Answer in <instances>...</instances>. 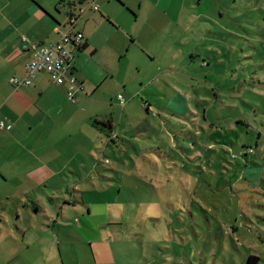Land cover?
Listing matches in <instances>:
<instances>
[{
	"label": "rangeland",
	"instance_id": "374dc122",
	"mask_svg": "<svg viewBox=\"0 0 264 264\" xmlns=\"http://www.w3.org/2000/svg\"><path fill=\"white\" fill-rule=\"evenodd\" d=\"M26 1L50 8L53 0ZM103 1L85 0L76 9L81 16L74 30L89 4ZM119 1L112 2L122 9L110 29L114 37L124 36L130 51L117 63L120 76L110 75L109 81L115 85L120 79L123 102L137 97L136 114L148 115L152 123L161 115L162 123H155L150 137L124 134L121 142L100 144L107 149L108 169L92 176L106 179L82 184L79 173L67 171L19 190L3 175L17 174L9 175L8 162L0 171V199H84L68 215L77 226L81 209L85 215L92 208L89 230L75 233L74 264H95L93 252L98 264H264V0L207 1L199 6L212 19L200 17L195 6L180 13L192 23L173 21L171 28L129 24L125 1ZM179 2L172 0V6ZM69 4L59 5L63 14L53 10L66 26ZM19 5L0 0L5 13ZM123 85L136 91L127 94ZM178 93L187 98L186 112ZM170 102L179 111L162 108ZM130 124L125 121L120 134ZM13 157L10 153L11 162ZM123 164L150 178L152 186L126 189L128 179L114 171ZM251 256L257 258L249 262Z\"/></svg>",
	"mask_w": 264,
	"mask_h": 264
},
{
	"label": "crops",
	"instance_id": "0c3cea01",
	"mask_svg": "<svg viewBox=\"0 0 264 264\" xmlns=\"http://www.w3.org/2000/svg\"><path fill=\"white\" fill-rule=\"evenodd\" d=\"M38 1L42 3V0ZM63 1L53 0L49 8L19 0L23 8L19 5L7 13L0 9V122L6 124L5 128L0 127V171L9 162V175L12 171L17 174L10 177L6 170L3 175L19 190L31 188V183L36 186L48 183L50 178L58 179L67 171L79 173L82 184L92 178L106 179L99 174L92 176L102 168L108 169L107 149L102 150L100 144L109 146L111 141L121 142L124 134L139 139L150 137L156 129L155 123H162L161 115L152 123L148 115L136 114L140 110L137 97H129L123 102L118 97L122 88L118 82L120 79L113 81L115 85L109 81L110 75L114 78L120 76L121 70L115 71L116 66L121 65L123 55L130 51V47L127 46L128 50L124 48V36L114 37V31L110 29L111 22L118 20L114 17L115 12L121 8L113 5V0H104L100 6L97 4V11L87 9L85 15L88 10H94V13L84 15L79 21L78 30L83 32L84 40L80 47L71 46L75 54L73 74L81 87L74 101L68 97L71 86L55 83L46 71L39 72L31 85L14 87L12 78L26 76V65L32 58L31 46L57 41L60 32L66 28L65 22L53 12L55 9L58 14H63L59 8ZM67 1L70 3L67 18L86 4L85 0ZM122 1L127 7L124 10L130 14L127 22L139 24L142 28L147 24L171 28L173 21L188 26L193 20L186 16L182 21L181 12L185 14V10L194 11L201 3L213 2L180 0L173 7L172 0ZM197 9L202 12L200 17L212 19L209 12L201 10L200 6ZM171 11H174L173 19H169ZM126 33H132L131 37L135 35L130 31ZM123 86L127 94L131 95L135 90L133 85ZM178 95L186 112L189 108L187 98L182 93ZM162 108L179 111L172 102ZM125 121H130V130L120 134V126ZM132 125L137 126L132 128ZM118 149L113 150L114 154ZM10 153H14L12 162L8 158ZM86 159L91 160L86 163ZM117 167L114 171L121 179H128L126 189L139 187V183L152 186L150 178L130 173L126 164ZM78 203L83 206L85 201L82 198L0 199V264H74L77 257L75 233L89 230L91 224L86 219L90 220L92 215V208L87 206V213L84 215L82 208L76 218L77 226L69 222V211ZM82 242L86 243V240ZM93 255L95 264H98L94 252Z\"/></svg>",
	"mask_w": 264,
	"mask_h": 264
},
{
	"label": "built area",
	"instance_id": "2783aa9c",
	"mask_svg": "<svg viewBox=\"0 0 264 264\" xmlns=\"http://www.w3.org/2000/svg\"><path fill=\"white\" fill-rule=\"evenodd\" d=\"M90 9L97 10L99 6L89 4ZM81 16V12L71 13L68 21L67 28L60 32L57 41L48 43L43 46H31L32 58L26 65V76L19 79L14 77L11 82L17 86L30 85L33 79L39 72L46 71L50 74L52 80L57 84L68 83L71 90L68 92V97L75 100L76 92L81 88L77 78L73 74L75 67V54L71 46L80 47L84 34L79 30H74V25ZM26 40V37H24ZM26 48L29 45H25ZM122 98V95H119ZM0 127H6L4 122H0Z\"/></svg>",
	"mask_w": 264,
	"mask_h": 264
},
{
	"label": "trees",
	"instance_id": "16d2710c",
	"mask_svg": "<svg viewBox=\"0 0 264 264\" xmlns=\"http://www.w3.org/2000/svg\"><path fill=\"white\" fill-rule=\"evenodd\" d=\"M80 31V30H79ZM82 32V31H81ZM18 78V77H17ZM19 79H21V78H19ZM13 84V83H12ZM14 85V87L15 88H18V87H21V86H29V85H19V86H17V85H15V84H13ZM31 85V84H30ZM172 114H173V112H171ZM257 257H255V256H251L250 258H249V262H251V260H253V259H256Z\"/></svg>",
	"mask_w": 264,
	"mask_h": 264
}]
</instances>
